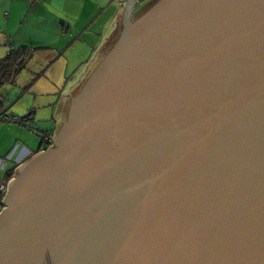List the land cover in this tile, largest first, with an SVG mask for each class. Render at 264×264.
Returning <instances> with one entry per match:
<instances>
[{
    "label": "water",
    "instance_id": "water-1",
    "mask_svg": "<svg viewBox=\"0 0 264 264\" xmlns=\"http://www.w3.org/2000/svg\"><path fill=\"white\" fill-rule=\"evenodd\" d=\"M10 182L0 264H264V0H155Z\"/></svg>",
    "mask_w": 264,
    "mask_h": 264
},
{
    "label": "crops",
    "instance_id": "crops-1",
    "mask_svg": "<svg viewBox=\"0 0 264 264\" xmlns=\"http://www.w3.org/2000/svg\"><path fill=\"white\" fill-rule=\"evenodd\" d=\"M153 1L135 0L134 18ZM126 3L0 0V59L27 54L13 81L0 76V104L15 117L0 120V179H13L32 156L53 145L71 97L119 37Z\"/></svg>",
    "mask_w": 264,
    "mask_h": 264
},
{
    "label": "trees",
    "instance_id": "trees-1",
    "mask_svg": "<svg viewBox=\"0 0 264 264\" xmlns=\"http://www.w3.org/2000/svg\"><path fill=\"white\" fill-rule=\"evenodd\" d=\"M26 59L27 54L25 51L10 52L6 58L0 59L1 79L4 81H13L15 76L14 74H16L18 68L21 66L22 68L25 67ZM0 82H2V80H0Z\"/></svg>",
    "mask_w": 264,
    "mask_h": 264
},
{
    "label": "built area",
    "instance_id": "built-area-1",
    "mask_svg": "<svg viewBox=\"0 0 264 264\" xmlns=\"http://www.w3.org/2000/svg\"><path fill=\"white\" fill-rule=\"evenodd\" d=\"M0 102H1V96H0ZM13 120L15 117L8 116L5 113V110L3 109L2 105L0 104V120ZM46 140L49 142V138H46ZM12 179H0V214L1 212L6 208V205L3 204L4 200L6 199L10 182Z\"/></svg>",
    "mask_w": 264,
    "mask_h": 264
},
{
    "label": "rangeland",
    "instance_id": "rangeland-1",
    "mask_svg": "<svg viewBox=\"0 0 264 264\" xmlns=\"http://www.w3.org/2000/svg\"><path fill=\"white\" fill-rule=\"evenodd\" d=\"M154 1H155V0H154ZM154 1H153V2H154ZM153 2H152V3H153ZM152 3H151V4H152ZM151 4H150V5H151ZM146 9H147V8H146ZM140 14H141V13H140ZM140 14H138L136 17H138ZM136 17H135V18H136ZM24 103H25V102L22 101V107H23ZM16 104H17V103H16ZM16 104H14V106H16ZM38 113L40 114V113H41V110H39ZM44 147H46V144L44 145Z\"/></svg>",
    "mask_w": 264,
    "mask_h": 264
}]
</instances>
